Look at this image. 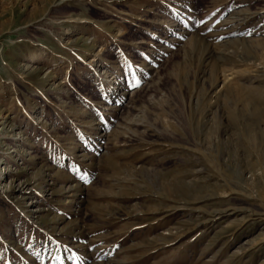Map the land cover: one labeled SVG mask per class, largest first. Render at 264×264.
I'll use <instances>...</instances> for the list:
<instances>
[{
  "label": "rangeland",
  "instance_id": "obj_1",
  "mask_svg": "<svg viewBox=\"0 0 264 264\" xmlns=\"http://www.w3.org/2000/svg\"><path fill=\"white\" fill-rule=\"evenodd\" d=\"M0 264H264V0H0Z\"/></svg>",
  "mask_w": 264,
  "mask_h": 264
},
{
  "label": "bare ground",
  "instance_id": "obj_2",
  "mask_svg": "<svg viewBox=\"0 0 264 264\" xmlns=\"http://www.w3.org/2000/svg\"><path fill=\"white\" fill-rule=\"evenodd\" d=\"M116 88H118V87H116ZM122 90H123V88H122ZM138 91L137 90H135L134 92H131V93H128L127 91H123L122 92V95L123 94H126V95H128V99L130 100V99H132L133 97H134V95L137 93ZM119 93V92H118ZM25 189V188H24ZM24 189H20L22 192H27L26 190H24ZM28 193V192H27ZM35 206H37V207H35ZM29 207L33 210V212L34 213H37V212H39L40 210V208H39V205H38V201H32V202H30L29 203Z\"/></svg>",
  "mask_w": 264,
  "mask_h": 264
}]
</instances>
